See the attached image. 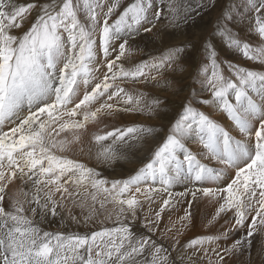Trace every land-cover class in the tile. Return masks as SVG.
<instances>
[{"label":"snow or ice","instance_id":"1","mask_svg":"<svg viewBox=\"0 0 264 264\" xmlns=\"http://www.w3.org/2000/svg\"><path fill=\"white\" fill-rule=\"evenodd\" d=\"M121 4L122 0H60L59 4L50 0L17 6L10 0H0V264H138L137 258L146 252L151 259L140 264H176L150 236L136 237L131 225L121 217L130 214L135 220L141 203L137 194L148 199L154 192H167L181 180L217 181L231 171L234 177L223 188H199L191 193L193 198L197 192L219 197L222 203L213 219L233 211V227L247 229L244 237L222 250L223 255L212 249L217 257L215 264H224L225 256L242 246L250 250L254 234L264 230V71L220 61L211 38L202 41L209 63L197 69V75H204L202 83L211 99H201L199 103L226 114L239 138L186 102L150 160L127 179H98L94 169L58 154L69 151L70 145L80 139L78 135L72 140L57 139L62 132L84 129L103 114L152 113L158 109L161 100L152 99L142 107L146 93L133 95L117 81L161 84L158 77L164 71H184L181 58L192 42L183 41L159 56L125 68L121 60L133 51L129 40L141 30L152 32L153 20L166 18L173 27L187 24L195 19L193 13L201 15L202 11L215 8L217 0H200L196 8L186 0H168L166 9L157 8L153 0H130L120 11ZM34 9L39 14L28 30L13 35L11 30L20 28ZM237 13L241 23L247 22L248 32L259 38L258 44L240 38L233 30ZM213 34L244 59L264 65V0H243L242 4L229 0L216 18ZM101 55L106 68L102 77ZM223 63L228 64L231 76L224 75ZM170 85V80L163 81L165 88ZM105 97L104 103L94 107ZM25 106L27 115L21 118ZM78 116L82 119H75ZM14 118L15 126L4 131L3 126ZM157 131L134 124L94 134L93 140L101 145L99 157L116 159L121 147H131L130 141H141ZM106 141L110 143L105 145ZM188 141H196L201 150L193 152ZM205 159L208 163L203 162ZM16 178L33 181L35 191L30 196L21 189L25 200L13 198L11 208L6 210V189ZM149 180L159 181L162 189H142L140 185ZM69 185L74 191L69 190ZM81 189V207L91 200L90 215H95L97 202L101 209L111 203L118 209V226L84 235L39 227L34 219L38 209L41 214L56 216L63 201H74ZM56 194L59 200L55 199ZM98 197L102 198L98 201ZM25 203L36 205L30 208L31 216ZM169 204L170 199L163 201L155 214L157 220ZM190 216L189 212L181 219L189 220ZM151 225V221L145 224L149 232L154 230ZM218 239L200 236L186 247L195 248ZM204 251L207 255L208 250Z\"/></svg>","mask_w":264,"mask_h":264},{"label":"rangeland","instance_id":"2","mask_svg":"<svg viewBox=\"0 0 264 264\" xmlns=\"http://www.w3.org/2000/svg\"><path fill=\"white\" fill-rule=\"evenodd\" d=\"M33 2L43 4L49 3L50 0H10V3L17 6ZM128 2H130V0H122L120 11H122L123 7L126 6ZM153 2L157 8L165 7L166 9L168 0H153ZM186 2L192 8H196L200 3V0H186ZM228 2L229 0H217L215 8L202 11L201 15H195V13H193L195 19L190 20L187 24H182L180 27L171 26L166 18H161L158 21L153 20L152 22L155 23V28L152 32L145 33L141 30L138 35H135L134 38L130 39L129 46L133 51L130 55H126V57L121 60V63H123L125 68H131L136 64V60L138 59L144 61L150 57L159 56L167 48L179 46L183 41H191L193 46L186 49L181 58L184 71L173 72L171 69L164 71L162 75L158 77V79L161 80V84L157 85L154 83L155 91L145 88V83L143 81L135 83L130 80L117 81V83L133 95L146 93L143 97L142 107H146L152 99L158 98L161 100L162 104L158 109L152 113H149L148 111H131L120 112L114 116L103 114L95 124L84 128L85 131L89 133L90 137L85 136L84 139H88L87 142H79L82 137H84L79 136L81 139H79V143L75 144L76 154L66 152L58 154L65 155L70 159L76 160L87 167L94 169L99 174L97 177L98 179H104L109 182L117 179H127L134 175L150 160L153 151L166 136L168 129L175 119L178 118L186 102H191L193 107L205 112L212 119L222 124L225 128L229 129L233 135L239 138V133L232 128V122L227 118L226 114L213 106L199 103V100L201 99H211V93L207 90L206 85L202 83L205 79L203 73L197 75L198 67L209 63L204 54L202 44V41L206 37L212 39L220 61L231 62L232 64L240 65L254 71H264V65L244 59L236 51L227 48L221 42V39L213 34L214 29L216 28V18L220 14L221 8ZM234 2L236 4H242L243 0H234ZM59 3L60 0H57V4ZM38 14L39 10L34 9L27 18L21 22L22 26L20 28H14L11 30L12 34L17 36L22 35L35 21ZM118 14L119 11L113 15L112 19L114 20ZM246 23V21L243 23L240 22L239 14L237 13V19L231 27L239 34L240 38L249 41L253 45L258 44L259 38L254 34H250L248 30L245 29L247 27ZM242 29L244 31H242ZM133 53L135 55H133ZM99 60L101 62L100 75L102 77L103 72L106 71V68L103 67L104 58L102 55L99 56ZM131 63H133V65H131ZM221 67L225 76L232 75L228 71L227 63H223ZM153 75H156V73H153ZM232 78L234 79V76ZM164 80H170L171 85L165 88L163 86ZM137 83L138 85H136ZM105 99L106 97L102 98L96 105H94V107H99V104L104 103ZM69 107H71V105ZM120 107H125V105L121 104ZM24 115H27V106H25L22 111L21 118ZM78 118L82 119V117L79 116ZM75 119H77V117H75ZM16 122L17 121L14 118L12 123L3 126V130L7 131L10 127L15 126ZM134 124H143L146 127L158 129L159 131L154 133L157 136V140L152 136H145L141 141H130L129 143L131 147H121L119 149L118 158L116 159H104L103 157L98 156L101 145L93 140L94 134H103V132L111 131L113 128H124ZM81 130H67L60 133V136H58L57 139H63V136L67 134H78ZM189 142L190 141L187 142V146L193 152H199L201 150V146L196 141ZM107 143H110V141L104 142L105 145ZM193 143H195L197 148H192ZM125 157H133L135 163L128 167L129 169L126 168L124 170L125 167L119 163V160ZM136 158L139 159L136 160ZM203 162L208 163L206 159L203 160ZM214 163L215 162H212L213 165ZM118 171H121V174H115V172ZM232 177H234V171L222 174L221 179L217 181L193 182L189 180H181L173 183L168 188L167 192H154L148 199H145L141 194H137L141 203L137 208L135 220L132 219L130 214L122 216L121 219L131 225L132 231L136 237L150 236L153 241L158 245H161L166 252L170 254L172 257L171 259L175 260L176 264L185 263V257L187 254H190L186 249V246L189 241L200 236L220 237V239L210 243L212 249H218L217 251L223 255L222 250L230 247L236 240H240L244 237L247 229L233 227L235 225L233 211L221 213L219 217L213 219L219 208V204L222 203L219 197H208L197 192L196 197L193 198L191 193L199 188H223ZM69 186L74 189L72 185ZM140 187L142 189L146 187L162 189L163 186L159 181L153 183L149 180L146 184H141ZM21 189H23L24 192H28L31 196L35 191L34 182L27 180L22 181L19 178L14 179L6 189L7 195L3 202V206L6 210L11 208L13 198L20 201L25 200V197L21 194ZM69 190L71 191V189ZM89 190L91 191V189ZM80 191L81 195L76 197L77 199L79 198L78 200H71L72 202L69 201L70 203L67 202L68 200L63 201V207H58V214L56 216H52L47 212L41 214L38 209L34 219L39 227L50 232L78 233L84 235L100 231L103 228H113L118 226L119 222L116 219L118 209H116L114 205L108 203L104 209H101L99 207V202H97L95 205V215H90V205L92 202L91 200H88L85 203L84 208L81 207V201L84 198V191L83 189ZM134 191L135 189L133 188V192ZM169 193H171V197H169ZM40 195L43 198V193H40ZM100 198L102 197H98V201ZM55 199L59 200L60 197L58 198L56 195ZM166 199H170V204L169 206L164 207V211L161 212L160 218L157 220L155 214L160 211L163 201ZM24 206L27 210V214L31 216L32 213L30 208L35 207L36 205L34 203H25ZM108 209H110V215L112 216L109 219L110 216L108 215L106 221L105 215ZM189 212L191 213L190 219L182 220L181 218L185 217L186 213ZM72 217H75V219H72ZM148 221L152 222L151 226L154 229L151 232L145 227V224ZM182 225H187V227H183ZM225 233H227L226 238L224 236ZM262 236L263 233L261 231L260 233L254 234L251 249L249 250L247 247L242 246L239 251L234 250L230 255L225 256L224 264H253V252L256 246H259L261 249L260 239H262ZM210 243L206 242L205 244ZM212 254H209V260L215 264L217 257L214 253ZM257 255L258 254L255 252L254 256L257 257ZM150 259L151 256L148 252L142 257L137 258L138 264Z\"/></svg>","mask_w":264,"mask_h":264},{"label":"bare ground","instance_id":"3","mask_svg":"<svg viewBox=\"0 0 264 264\" xmlns=\"http://www.w3.org/2000/svg\"><path fill=\"white\" fill-rule=\"evenodd\" d=\"M245 29H247V27L245 28ZM242 31H244L243 29H242ZM246 34H247V32H246ZM250 35V34H249ZM255 37V36H254ZM258 39V38H257ZM133 55H135L134 53H133ZM141 61H143L142 59H138V60H136V64H138V63H140ZM128 62V61H127ZM131 65H133V63H131ZM136 85H138V83L136 84ZM130 86V85H129ZM140 86V85H139ZM145 88H147V89H149V90H152V91H155V86H154V83H148V84H145ZM175 90V89H174ZM134 92V91H133ZM77 119H79L78 117H77ZM96 123V122H95ZM95 123H89L87 126H89L90 127V125H92V124H95ZM109 124V123H108ZM104 125V124H103ZM87 126H86V128H87ZM106 126V125H105ZM120 126V125H119ZM68 135V136H67ZM67 135H65V136H63V139H68V140H72V138H73V136H76V135H78V136H84V137H82V139L79 141V142H87V140L88 139H84L85 138V136H89V133H87L86 131H85V129H82L81 130V132H79L78 134H67ZM90 137V136H89ZM155 140H157V136L154 134L153 136H152ZM151 137V138H152ZM92 141V140H91ZM79 142H74V143H72L71 145H70V150L69 151H66V153H73V154H76V151H75V144H77V143H79ZM148 142V141H147ZM191 142V141H190ZM189 142V143H190ZM81 146V145H80ZM91 146V145H90ZM143 146V145H142ZM193 147L192 148H197L196 146H195V143H193V145H192ZM134 148V147H133ZM142 149V148H141ZM135 150V149H134ZM196 151V150H195ZM198 151V150H197ZM90 152V151H89ZM88 152V153H89ZM83 153V152H82ZM87 153V154H88ZM96 154V153H95ZM83 155V154H82ZM72 156V155H71ZM86 156V155H85ZM139 158H136V160H138ZM119 163L121 164V165H123L125 168H124V170L126 169V168H128V167H130V166H132L134 163H135V160H134V158L133 157H125V158H122V159H120L119 160ZM111 168H113V167H111ZM129 169V168H128ZM99 170V169H98ZM123 170V171H124ZM111 173H113V172H111ZM115 174H121V171H118V172H115ZM118 178V177H117ZM109 180H110V178H109ZM118 180V179H117ZM69 189H71V191H74V189H72V187L71 186H69ZM81 192V191H80ZM57 195V197L59 198V194H56ZM75 199H77V198H75ZM79 199V198H78ZM77 199V200H78ZM69 201H71V200H68L67 202L68 203H70ZM72 202V201H71ZM80 203V202H79ZM84 208V207H83ZM74 209V208H73ZM111 209V208H110ZM110 209H108L107 210V212H106V215H105V217H106V221H107V217H108V215L111 217L112 215H110ZM80 211V210H79ZM250 211V210H249ZM82 214V213H81ZM112 214V213H111ZM125 215H127V214H125ZM79 219V218H78ZM110 219V218H109ZM261 232L263 233V236H262V239H260L261 240V249L259 248V246L257 247L256 246V248L254 249V252H253V264H257V263H260V264H264V230H261ZM258 233H260V232H258ZM261 236V235H260ZM215 242V241H214ZM210 243V242H209ZM173 244V243H172ZM171 244V245H172ZM167 245V244H166ZM212 245H211V243L210 244H204V245H202V246H196L195 248H193V247H186V249L190 252V254H187V256L185 257V259H184V261H185V263L186 264H209V259H210V257H209V254H212L211 253V251H212V247H211ZM215 246V245H214ZM204 249H207L208 251H207V255H205V251H204ZM218 250V249H217ZM257 253L258 255H257V257H255L254 256V253ZM167 254H169V253H167ZM170 255V254H169ZM213 255V254H212ZM211 256V255H210ZM171 257V256H170ZM212 257H214V256H212ZM172 258V257H171ZM215 260V259H214ZM184 263V264H185ZM213 264V263H212Z\"/></svg>","mask_w":264,"mask_h":264}]
</instances>
